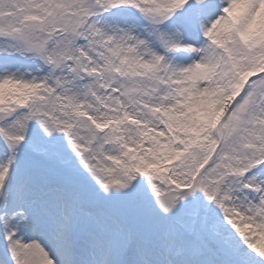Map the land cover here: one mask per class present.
<instances>
[{"label": "snow or ice", "instance_id": "1", "mask_svg": "<svg viewBox=\"0 0 264 264\" xmlns=\"http://www.w3.org/2000/svg\"><path fill=\"white\" fill-rule=\"evenodd\" d=\"M0 264H264V0H0Z\"/></svg>", "mask_w": 264, "mask_h": 264}]
</instances>
